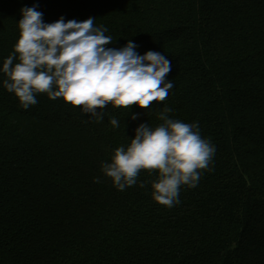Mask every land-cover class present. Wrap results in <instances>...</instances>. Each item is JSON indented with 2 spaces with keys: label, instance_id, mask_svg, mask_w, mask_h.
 I'll list each match as a JSON object with an SVG mask.
<instances>
[{
  "label": "trees",
  "instance_id": "trees-1",
  "mask_svg": "<svg viewBox=\"0 0 264 264\" xmlns=\"http://www.w3.org/2000/svg\"><path fill=\"white\" fill-rule=\"evenodd\" d=\"M34 5L45 23L95 17L108 47L162 52L173 88L97 123L43 93L22 109L0 83V264H264V0H0V62ZM166 107L216 149L172 207L152 198L155 173L119 191L100 168Z\"/></svg>",
  "mask_w": 264,
  "mask_h": 264
},
{
  "label": "clouds",
  "instance_id": "clouds-1",
  "mask_svg": "<svg viewBox=\"0 0 264 264\" xmlns=\"http://www.w3.org/2000/svg\"><path fill=\"white\" fill-rule=\"evenodd\" d=\"M20 15L12 52L0 62L4 77L0 83L17 97L22 109L36 105L37 94L43 93L79 107L99 123L109 106L124 108L125 114L132 105L147 110L153 101H165L173 88L166 79L172 64L162 52L139 54L131 40L118 48L108 47L114 39L106 34V26L96 25L95 17L82 21L60 17L45 23L35 5L22 7ZM171 111L164 108L156 126L147 121L139 124L129 142L115 148L110 161L100 166L119 191L138 183L144 187L139 180L142 170L149 176L155 173L149 182L152 198L167 207L180 203L182 186H197L216 151L202 137L198 123L170 118ZM130 118L137 119V114ZM109 122L120 127L115 117ZM95 181L99 183L100 177Z\"/></svg>",
  "mask_w": 264,
  "mask_h": 264
}]
</instances>
